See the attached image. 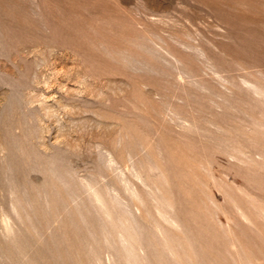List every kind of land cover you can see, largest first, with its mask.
Instances as JSON below:
<instances>
[{"label":"rangeland","instance_id":"374dc122","mask_svg":"<svg viewBox=\"0 0 264 264\" xmlns=\"http://www.w3.org/2000/svg\"><path fill=\"white\" fill-rule=\"evenodd\" d=\"M0 264H264V0H0Z\"/></svg>","mask_w":264,"mask_h":264}]
</instances>
